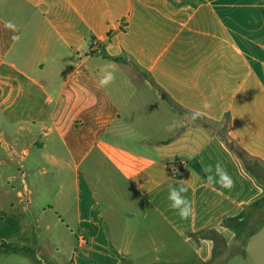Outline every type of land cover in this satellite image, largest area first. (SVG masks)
Returning <instances> with one entry per match:
<instances>
[{
  "label": "crops",
  "instance_id": "0c3cea01",
  "mask_svg": "<svg viewBox=\"0 0 264 264\" xmlns=\"http://www.w3.org/2000/svg\"><path fill=\"white\" fill-rule=\"evenodd\" d=\"M215 2L214 13V0H0V264L95 262V231L126 204L110 193V173L116 187L135 184L158 207L159 188L144 180H160V165L174 172V161L202 169L192 154L222 140L192 131L190 113L220 122L230 114L235 128L241 113L253 114V84L264 93V65L255 70L264 42L231 46L228 15ZM105 65L116 79L101 88ZM141 88L176 121L172 138L115 128L141 116ZM10 246L32 248L35 259Z\"/></svg>",
  "mask_w": 264,
  "mask_h": 264
},
{
  "label": "rangeland",
  "instance_id": "374dc122",
  "mask_svg": "<svg viewBox=\"0 0 264 264\" xmlns=\"http://www.w3.org/2000/svg\"><path fill=\"white\" fill-rule=\"evenodd\" d=\"M215 1L218 0H214V13L219 10ZM219 2L223 3L222 15L227 14L229 18L227 33L231 46L239 44L253 49L264 42L253 40L251 34L264 32V0ZM237 17L238 23L235 21ZM238 32H245V37L238 40ZM261 54L259 52L256 56L261 60L255 69L257 73L264 65V55ZM132 72L136 74L135 71ZM250 79L254 82L256 78L251 75ZM255 87L253 84V92L256 94L254 112L252 114L248 110L241 113L239 116L243 119H239L237 128L232 115L228 114L221 122L199 117L195 120L197 125L191 129L197 133L215 132L218 137L223 138L203 143L192 155L201 167L226 162L222 165L233 181L232 187L221 188L219 184L210 187L206 184L202 169L193 167L186 172L174 161L170 164L174 172L167 165H160V180H144L142 184L147 189L153 188L154 194L155 189L159 188L158 208L148 200L144 203L135 184L120 183L122 187H116V184L111 183L114 176L110 173L106 183L110 193L116 199H125L126 204L119 209L117 217H113V213L109 211L106 224L95 231L96 242L89 252L95 262L209 264L208 247L214 242L212 264H264V93L262 88L257 92ZM249 89H252V83H248L244 89L242 99L248 96ZM240 94L236 101H239ZM137 97L140 99L138 107L141 108V116L136 120L121 122L115 128L136 132L139 138L145 136L148 140L172 138L176 131L167 130V126L177 123L168 115L166 107L160 106V103L151 98L145 88H141ZM244 114L248 115L247 120L244 119ZM205 123L209 126H204ZM128 138L127 135L126 140ZM124 139L125 136L119 138L120 142H124ZM153 181L155 185H152ZM181 181L188 188L187 193L182 195L191 202L194 210V214L187 220L180 218L178 210L171 207L168 199L169 185L178 186ZM126 199L130 200L126 202ZM139 200L141 204H138ZM259 201L263 202L255 205ZM232 216H240L237 223L242 225L237 229L232 223H226ZM223 230H226V236L223 235ZM89 242L92 243V238ZM230 242L235 243L229 247ZM82 250L76 247L77 252ZM65 251L66 247H61L60 256ZM74 262L80 264L77 259ZM95 262L87 259L83 264H96Z\"/></svg>",
  "mask_w": 264,
  "mask_h": 264
},
{
  "label": "clouds",
  "instance_id": "9594fccd",
  "mask_svg": "<svg viewBox=\"0 0 264 264\" xmlns=\"http://www.w3.org/2000/svg\"><path fill=\"white\" fill-rule=\"evenodd\" d=\"M5 27L12 28L14 30V26L11 23L6 24ZM13 39L19 40V36H13ZM101 72L103 75L99 79V86L101 88H107L116 79L115 71L108 65H105L101 68ZM202 107L203 109H211L212 104L205 100ZM201 115L202 112L200 110L190 113V117L193 121L198 119ZM174 127L175 122L168 125L167 130H172ZM202 170L205 173L206 184L208 186L212 187L219 184L221 188L232 187L233 181L221 163L217 162L214 166L211 164L202 165ZM187 191L188 188L184 186L183 181H181L178 186L169 185L168 199L171 201V207L173 209H177L180 218L184 220H187L194 214L191 202L184 195H182L183 193H187Z\"/></svg>",
  "mask_w": 264,
  "mask_h": 264
},
{
  "label": "trees",
  "instance_id": "16d2710c",
  "mask_svg": "<svg viewBox=\"0 0 264 264\" xmlns=\"http://www.w3.org/2000/svg\"><path fill=\"white\" fill-rule=\"evenodd\" d=\"M204 126H209V125L205 123ZM222 139H223V138H222ZM261 202H263V201H259V202H257L255 205H260ZM239 218H240V216L230 217V218H228V219L226 220V223H229V224L232 223V226H233L235 229H237V228H239V227L242 225V223H241V224H240V223H237ZM10 247H11L14 251H16V252L21 251V252L27 253V254H29L30 256H32V257L35 259L34 250H33L32 248H28V247H17V246H15V247L10 246Z\"/></svg>",
  "mask_w": 264,
  "mask_h": 264
},
{
  "label": "built area",
  "instance_id": "2783aa9c",
  "mask_svg": "<svg viewBox=\"0 0 264 264\" xmlns=\"http://www.w3.org/2000/svg\"><path fill=\"white\" fill-rule=\"evenodd\" d=\"M81 242H82V243H86L85 238L81 237Z\"/></svg>",
  "mask_w": 264,
  "mask_h": 264
}]
</instances>
